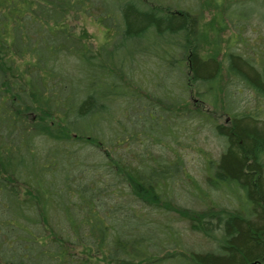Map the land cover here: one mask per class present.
I'll return each mask as SVG.
<instances>
[{"label":"trees","instance_id":"1","mask_svg":"<svg viewBox=\"0 0 264 264\" xmlns=\"http://www.w3.org/2000/svg\"><path fill=\"white\" fill-rule=\"evenodd\" d=\"M182 1L0 0V264L264 258V0ZM207 12L232 33L221 61L204 48ZM242 88L261 108H242ZM218 91L227 126L190 107H215ZM184 125L219 141L217 160L200 150L205 188L166 155ZM219 188L237 194L228 212L187 218L171 205L182 189L215 208ZM159 204L213 250H183L170 218H150L168 213Z\"/></svg>","mask_w":264,"mask_h":264},{"label":"rangeland","instance_id":"2","mask_svg":"<svg viewBox=\"0 0 264 264\" xmlns=\"http://www.w3.org/2000/svg\"><path fill=\"white\" fill-rule=\"evenodd\" d=\"M184 5H188V0L182 1ZM182 3V4H183ZM184 5H182L184 7ZM214 20V22H212ZM219 20L216 17V14L212 12L205 13L204 17V23L205 24H212L210 27L208 25V28L210 31L205 28V32L210 34L208 38H203L204 40V48L207 51H211L212 55H216V60L221 61L222 60V53L223 50L227 47L228 44H230V35L231 30L227 26L222 32L219 31ZM256 20L252 19L249 23L244 25V29L242 32L243 37L246 40H249V43L252 44L257 41V34L254 32L256 30ZM78 26V24H76ZM81 25L78 26V29ZM84 26L86 28L87 33L92 37L93 41L96 43L99 40H102L104 32L102 29L97 27L94 23L86 21L84 23ZM217 33L219 36L217 37V42L213 40L212 38L215 36L214 34ZM262 33V32H261ZM214 35V36H213ZM252 40V42H251ZM260 41V40H258ZM212 42V45L210 44ZM261 42V41H260ZM207 43L208 46H207ZM215 43L217 45H215ZM211 45V46H209ZM250 45H248L249 48ZM222 82L225 84L228 83L227 78L225 77V72H223ZM223 85V86H224ZM223 90V88L221 89ZM218 100L216 101V106L214 107H207V106H200L198 103H196L195 100L192 99L190 101V107L193 108V104H197L199 107V110L203 113H209V115L212 117V120L215 125H221V126H227L228 125V119L226 114H223V107H222V97L223 93L218 91ZM241 103L240 105L242 108H248L251 110L256 109L258 104L261 102L257 99L255 95H253L251 92H248L247 89L242 88V92L240 94ZM194 102V103H193ZM248 106H245L247 105ZM177 138L176 140L171 143V149L168 150L169 152H166L167 156H170L175 153V151L179 152L184 161H185V167L187 169V172L192 174V176H195L198 181L200 182V185L202 188H205L203 185V168L204 165L201 163L202 158H200V150L205 151L209 156L212 157V159H218L220 154V148H219V141L217 138L208 131L207 128H204L199 131H194L193 126H185L182 127L178 133H176ZM156 150V149H155ZM158 152V151H157ZM159 153V152H158ZM213 189L215 187L212 186ZM220 192L212 191V197L216 198L215 200H212V204H217L215 208L208 207L205 208V204H197V199H191V196L187 194V191H184L180 189L177 192L178 199L173 201L172 206L178 208L180 212L185 213L184 217H199L204 216L206 214H216V213H222V212H228L229 209H232V206H235L237 194H233L227 188H219ZM205 190V189H203ZM216 190V189H215ZM242 202L246 204H250L245 198H242ZM210 204V205H212ZM161 207H164V211H167L168 204H159ZM167 214H163L162 212H157L155 215L151 216L150 218L152 220H162L164 222H167V218H170L171 222V228L175 231L176 238H178L179 242L183 245V250L188 251H199V252H209L213 250V244L212 242L208 241L206 238H204L201 234L197 232H193L190 230V227L188 225V221L180 219L179 215L172 211H167ZM169 251L177 254L173 251V249H168ZM80 251V250H79ZM97 257V258H96ZM99 256H94L92 259V263L94 264H105L102 260H99ZM91 257L87 258L90 259ZM186 262L182 257H179V259H171L167 261V264H186ZM162 264H165L162 263Z\"/></svg>","mask_w":264,"mask_h":264},{"label":"bare ground","instance_id":"3","mask_svg":"<svg viewBox=\"0 0 264 264\" xmlns=\"http://www.w3.org/2000/svg\"><path fill=\"white\" fill-rule=\"evenodd\" d=\"M260 235H261V234H259V237H258V238L264 240V235H261L263 238H260ZM231 240H232V239L230 238L229 243L232 242ZM250 264H264V258H262V259H260V260H257L256 262H250Z\"/></svg>","mask_w":264,"mask_h":264}]
</instances>
